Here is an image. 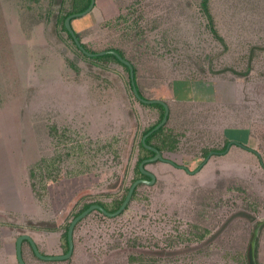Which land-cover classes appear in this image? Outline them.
Here are the masks:
<instances>
[{"label":"rangeland","instance_id":"obj_1","mask_svg":"<svg viewBox=\"0 0 264 264\" xmlns=\"http://www.w3.org/2000/svg\"><path fill=\"white\" fill-rule=\"evenodd\" d=\"M82 2L0 0V264H20L21 233L65 253L83 204L112 202L140 175L142 132L160 118L125 65L85 55L63 28ZM209 6L221 37L201 0H96L73 18L91 49L123 50L145 97L167 101L165 133L178 137L168 157L193 170L233 143L195 172L148 162L155 182L140 183L118 215L82 218L70 257L43 259L25 240L27 264H249L264 220V0ZM257 253L264 264V222Z\"/></svg>","mask_w":264,"mask_h":264},{"label":"water","instance_id":"obj_2","mask_svg":"<svg viewBox=\"0 0 264 264\" xmlns=\"http://www.w3.org/2000/svg\"><path fill=\"white\" fill-rule=\"evenodd\" d=\"M96 4V0H91L89 6L82 10V11H77V12H73L71 14H69L66 19H65V24L66 27L68 28V30L71 32V34L73 35L75 41L77 42V44L79 45V47L82 48L83 51H85L87 54L89 55H95V54H105L106 52H112L115 53L124 63H126L127 65H129L130 67V77H131V81H132V86H133V90L135 95L142 101L147 102V103H152V102H161L164 104L165 107V113L164 116L162 118V120L155 125L152 129H150L143 137V140L145 141V138L151 134L153 131H155L156 129H158L159 127H161L162 125H164L168 118H169V114H170V107L169 104L167 103V101L160 99V98H147L143 95L140 94L139 89H138V84H137V80H136V75H135V67L133 65V63L126 57H124L123 55H121L116 49H104V50H100V51H90L87 48H85V46L82 44V41L79 39L75 28L73 27V23H72V19L74 17L80 16V15H84L88 12H90L93 7ZM233 143V141H230L227 145V148L224 151H220L221 153L227 151L229 149V147L231 146V144ZM239 144L245 146V147H249L246 144H244L243 142H240ZM146 146L153 149L155 151V154L149 157L144 158L141 163H140V168L143 171V173L149 175L151 178H145V177H139L137 179H135L132 184L129 187V190L127 192L126 197L124 198L123 202L121 203V205L114 211L108 210L107 208H105L102 204L100 203H91L88 207H86L84 210H82L80 213H78L76 216L73 217V219L71 220L70 224H69V228H68V242H69V248L68 251L65 253H60V254H46L43 253L37 242L35 241V239L33 238L32 235H30L29 233H21L20 235H18L17 240H16V254H17V258L20 262V264H27L24 256H23V242L25 240H28L30 242V244L32 245V248L35 252L36 255H38L39 257L43 258V259H65L71 256L73 249H74V230H75V226L76 224L84 217H86L90 212H92L93 210L99 209L101 211H103L106 215L108 216H115L118 215L120 213H122L124 211V209H126L127 205L129 204L130 200L132 199L133 193L135 188L140 184V183H148V184H153L156 180V175L153 171H151L150 169L147 168V163L151 162V161H155V160H166L169 162H172L174 164H176L177 166L180 167H184L185 169H187V171L189 172H195L198 171L203 164L205 163V160H207L211 155H212V151L208 153L207 157L204 159V161H202L198 167H196L195 169L191 170L190 168L187 167V165L185 164H178L176 162L173 161V159L171 158H167L165 157L162 152L154 145H150L146 143ZM251 148V147H250ZM252 149V148H251ZM258 154L259 151L255 150ZM260 155V154H259ZM262 222H264V220L259 221V223L255 226L253 233H252V237H251V257L253 261H256V246H257V238L259 235V231H260V226L262 224Z\"/></svg>","mask_w":264,"mask_h":264},{"label":"trees","instance_id":"obj_3","mask_svg":"<svg viewBox=\"0 0 264 264\" xmlns=\"http://www.w3.org/2000/svg\"><path fill=\"white\" fill-rule=\"evenodd\" d=\"M90 2H91V0H83V2H82L81 4H76V3H74L73 8L70 9V10H68V11L62 16V18H63V28L67 31V33L69 34V36L73 39V41H74V43L77 45L78 49H80L85 55H88V56H90V57H94V58H108V57L113 58L114 60H116V61H118V62H120L121 64H123V65L126 66V68L129 70V77H130V67H129V65H127L126 63H124V62H123V61H122V60H121V59H120L115 53H112V52H109V51H108V52H106L105 54H95V55H89V54H87L85 51L82 50L81 47H79V45H78L77 42L75 41L73 35L71 34V32H70V31L68 30V28L66 27V24H65V19H66V17H67L69 14L73 13V12H77V10H78V11H82V10L86 9V8L89 6ZM201 8H202V10L206 13V16H207V18H208V23H209V27H210V29L213 31V33H214L216 36H217V35L219 36V33H218V30H217V27H216V25H215L214 16H213V14H212V12H211V10H210L209 0H201ZM72 20H73V19H72ZM73 27H74V26H73ZM75 30H76V29H75ZM76 33H77L79 39L82 41L81 36H80V34H79V32H78L77 30H76ZM219 37H221V36H219ZM82 44H83V45L85 46V48H87L88 50L93 51V52H96V50L91 49V48H90V47H89L84 41H82ZM105 49H116L121 55H123L124 57L128 58V57L125 55V53L123 52V50L120 49V48H118V47H110V48H105ZM102 50H104V49H102ZM97 51H100V50H97ZM128 59H129V58H128ZM129 60H130V59H129ZM130 61H131V60H130ZM131 62H132V61H131ZM132 63H133V62H132ZM133 65H134V67H135V75H136V70H137V69H136V66H135L134 63H133ZM250 68H251V65H250L249 69H250ZM249 69H247V71H248ZM241 73H243V72H241ZM136 80H137V78H136ZM178 82H183V84L185 85L184 87H185L186 91H187V90L189 91V89H190L189 85L186 84V80H179V79H178V80H175V81H174L175 91H176V93H177V96H178L179 98H187L188 96H187L186 92H184V91H185L184 89H183L184 91H182V94H179V93H178V90H177V88H176V84H177ZM130 83H131V85H132L131 77H130ZM137 84H138V83H137ZM132 88H133V86H132ZM138 89H139L140 94L143 95V93L141 92L139 86H138ZM143 96H144V95H143ZM137 98H138V97H137ZM138 99H139V98H138ZM141 101H142V100H141ZM143 102H144V101H143ZM144 103H146V102H144ZM149 104H150V105H157V106H159V107L161 108L162 111H161L160 118L158 119V121L155 122L154 124H152L151 126L145 128L144 131L142 132V136H141L139 142H140V146L142 147V149L146 150V154H143L142 156H140V157L138 158V160H137V164H136V170H137L138 173H140V175L137 176V177H135V178L132 180V182H133L135 179L139 178V177H145V178H148V179L151 178L149 175L143 173V171H142L141 168H140V163H141V161H142L144 158L149 157V156H152V155L155 154V151H154L153 149L147 147V146H146V143H147V144H150V145H154V146H156V147L162 152V154H163L165 157H167V158H171V157H168V156L165 154V150L173 151L174 149H176L177 144H178V137H177L176 135H173V134H171V133H165V132H167V131H166L167 127H166V125H165L166 123H165L164 125H162L161 127H159L158 129H156L155 131H153L151 134H149V135L145 138V141L143 140L144 135H145L150 129H152L155 125H157V124L162 120V118H163V116H164V113H165V107H164V104H163V103H161V102H152V103H149ZM169 116H170V115H169ZM168 119H169V118H168ZM228 142H230V139H228V140L226 141L225 145L222 147L223 149H226ZM171 159H173V158H171ZM173 161L177 163V161H175L174 159H173ZM178 164H179V163H178ZM30 174H31V177H32V178H35V177L37 176V171H36L35 167H31ZM44 177H45V175H44ZM40 180H41V179H40ZM32 184H33L35 187L38 186V182H37L36 180H33ZM131 184H132V183H131ZM131 184H130V185H131ZM130 185L126 187V192H125V193H122V195H119V196H117L116 198H114V199L112 200V202L103 201V200H100V199H98V200H94V201L85 202V203L83 204V206L80 208V210L76 212L75 216H76L78 213H80L82 210H84L86 207H88L91 203H94V202L102 204V205H103L105 208H107L108 210H111V211L116 210V209L121 205V203L123 202L124 198L126 197ZM137 187H138V186H137ZM137 187H136L135 190H134L133 196H135V194H136V192H137ZM127 207H128V205H127ZM127 207H126V208H127ZM96 210H97L98 212L102 213L103 215H106L103 211H101V210H99V209H96ZM124 210H125V209H124ZM70 222H71V221H70ZM69 224H70V223H69ZM69 224L67 225L66 230H65L66 247H67L66 250H65V252H67V251H68V248H69V242H68V228H69ZM257 247H258V238H257V246H256V261H253V260H252V257H251V242H250V246H249V254H248V262H249V264H259V261H258V253H257ZM131 258H132V259H137L138 257H136L135 255H131Z\"/></svg>","mask_w":264,"mask_h":264},{"label":"flooded vegetation","instance_id":"obj_4","mask_svg":"<svg viewBox=\"0 0 264 264\" xmlns=\"http://www.w3.org/2000/svg\"><path fill=\"white\" fill-rule=\"evenodd\" d=\"M224 150H225V149H224ZM224 150H220V151H224ZM211 151H212V150H211ZM211 151H210V152H211ZM220 151H217V150H213L212 152H220Z\"/></svg>","mask_w":264,"mask_h":264}]
</instances>
